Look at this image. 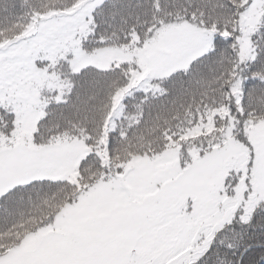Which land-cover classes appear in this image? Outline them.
<instances>
[{
  "label": "snow or ice",
  "instance_id": "6c2138e0",
  "mask_svg": "<svg viewBox=\"0 0 264 264\" xmlns=\"http://www.w3.org/2000/svg\"><path fill=\"white\" fill-rule=\"evenodd\" d=\"M0 264H264V0H0Z\"/></svg>",
  "mask_w": 264,
  "mask_h": 264
}]
</instances>
